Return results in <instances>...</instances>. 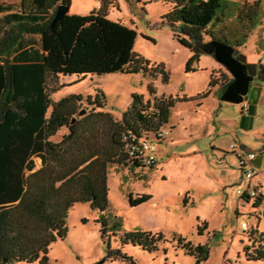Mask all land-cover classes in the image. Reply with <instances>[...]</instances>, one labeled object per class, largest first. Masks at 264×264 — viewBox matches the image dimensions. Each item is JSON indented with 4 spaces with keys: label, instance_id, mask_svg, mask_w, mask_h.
Here are the masks:
<instances>
[{
    "label": "trees",
    "instance_id": "1",
    "mask_svg": "<svg viewBox=\"0 0 264 264\" xmlns=\"http://www.w3.org/2000/svg\"><path fill=\"white\" fill-rule=\"evenodd\" d=\"M95 1L100 6L89 14L67 13L53 26L57 6H70L71 0L0 4V264H48L49 247L66 238V219L74 205L86 203L100 213L108 208L109 166L128 162L137 166L123 152L122 135H154L168 124L177 102L197 100L200 107L217 84L211 76L207 89L191 98L161 96L145 101L142 95L133 94L119 120L104 111L106 97L99 89L94 98L70 94L54 101L51 94L58 88L49 87L48 81L61 76L84 80L93 75L141 72L151 77L160 75L164 83L168 82L169 74L162 63H151L133 52L135 28L108 19V8L115 6L116 0ZM159 1L169 9L156 27L167 26L173 39L190 53L195 44L202 43L204 34L211 41L233 46L235 57L247 64L257 83L264 84V65L247 63L235 50L247 38L246 32L255 20L261 19L264 6L259 0H244L233 21L226 17L227 0ZM228 25L240 30V40L226 36L230 31L235 33ZM211 27H217L220 36ZM28 37H38L40 55L24 50ZM199 56L192 54L186 72L194 70ZM27 58L39 61L18 62ZM232 80L221 83L222 92ZM149 91L153 93L152 88ZM81 111L84 114L80 115ZM63 128L67 132L54 141ZM35 158L41 161L38 169ZM150 199L146 194L136 198L130 195L129 204L133 207ZM261 199L262 195L253 201L254 208ZM100 222L105 232V219L100 218ZM172 239L196 264L207 260V244L193 245L175 233ZM248 239L250 243L242 248L244 259L264 264L262 234L251 229ZM165 241L160 232L126 231L119 238L120 247L111 248L107 243L103 261L138 264L133 255L122 250L124 246L152 255Z\"/></svg>",
    "mask_w": 264,
    "mask_h": 264
},
{
    "label": "rangeland",
    "instance_id": "2",
    "mask_svg": "<svg viewBox=\"0 0 264 264\" xmlns=\"http://www.w3.org/2000/svg\"><path fill=\"white\" fill-rule=\"evenodd\" d=\"M243 1L227 0L229 21L236 19ZM259 1L264 6V0ZM96 7L95 0H71L68 14L87 15ZM168 9V5L159 0H116V5L110 6L107 12L109 20L135 28L133 52L151 63H162L169 74L167 83L160 75L151 77L141 72L93 75L84 80L74 75L61 76L48 81L49 87L58 88L51 94L54 101L70 94L94 98L99 89L106 97L104 111L114 118L121 117L133 94L142 95L145 101L161 96L191 98L207 89L211 76L217 83L200 107L196 105L197 100H190L177 102L171 109L169 123L174 124L175 129L167 124L163 129H168L170 135L162 141H154L160 160L153 168L133 166L129 162L109 166L108 208L100 213L91 210L86 203L74 205L66 219V238L49 247L48 264H125L103 261L107 243L111 248H118L120 236L136 229L160 232L166 240L159 243V251L152 255L124 246L122 250L131 253L138 264H196L172 239L174 233L193 245L207 244L208 258L199 264H262L242 258V246L248 235L241 226L242 222L250 221L243 202L248 199L238 198L237 190L245 189V182L236 155L230 149L233 144L249 152L241 143L249 148L256 145L249 118L239 114L240 107L246 106L245 101L234 105L220 100L221 83L231 76L210 55H200L199 62L193 65L194 70L186 72V63L193 53L173 39L167 26H155ZM261 15L264 18L263 10ZM257 22L258 19L249 33L246 32L242 50L250 61L264 63V22L260 29L254 30ZM228 26H232L235 33L232 35L230 31L226 36L240 40V30ZM210 30L220 36L217 27ZM209 41L210 37L204 34L202 43ZM256 83L255 80L251 83L247 100L258 97ZM256 118L257 123L264 125V103L258 105ZM66 132L63 128L53 140H59ZM194 150L199 153L187 155ZM34 162L38 169L40 159L35 158ZM143 194L150 195L151 199L130 206V195L136 198ZM239 211L243 216H238ZM100 218L106 221L105 232Z\"/></svg>",
    "mask_w": 264,
    "mask_h": 264
},
{
    "label": "crops",
    "instance_id": "3",
    "mask_svg": "<svg viewBox=\"0 0 264 264\" xmlns=\"http://www.w3.org/2000/svg\"><path fill=\"white\" fill-rule=\"evenodd\" d=\"M1 3H4L5 5L17 4L18 0H0V4ZM69 14H71V13H69ZM72 15H77V14L73 13ZM263 22H264V18H263V16H261V19L257 22L258 24H255L256 27L254 30L260 29L263 25ZM242 48H243V43L241 44V46L235 47V50L237 52H239L240 54L245 56L247 63L254 64V65H256V64L264 65V63L259 62V61L258 62L250 61L248 59L247 55L245 54V52L242 50ZM24 50L35 51V52H29V53H34V55H40L41 49L39 47L38 37H28L27 38V45L25 46ZM17 55L19 56L21 54L18 53ZM38 61H39L38 58L18 59V62H21V63H33V62H38ZM256 87L259 88L258 97L256 99H250V100H247V97H245L246 98L245 105H246V107L249 108V111H247V113L245 114L243 112V107L242 108L240 107L239 114L243 118H249V120H250V122H249L250 131L255 133L254 141H255L256 145H253V148H249L242 143H241V146L243 148L249 150V152L255 154V158L250 162V165L254 170V176L251 179V185L256 186L260 190V193L262 195V199H261V202L259 203L258 207H256V208L253 207V201L248 200L247 202H243V205L245 207H247V209H248V212H246V215L248 216V219L250 221H249V223L242 222V224L245 223L249 228H252L253 230H256L259 234H262V236L264 238V218H263L264 210L262 209L264 207L263 206V202H264V125L257 123V118H256L258 105L264 103V84L263 83H261V84L256 83ZM215 89L211 90L210 94ZM115 119L119 120L120 118H115ZM168 125L170 127H172L173 130L175 129L174 124H172V123L170 124L169 120H168ZM159 152L160 151L158 150V153ZM197 153H199V151L194 150L192 152H189L187 155H189V156L190 155H196ZM159 155H160V153H159ZM239 170H240V168H239ZM240 178H241V175L239 176V180H240ZM238 198H240L239 195H238ZM241 215H242V212L239 211L238 216H241ZM238 216H236V217H238ZM245 239H246L245 240L246 243H243V246L250 243L248 238H245ZM241 245H242V243H241ZM243 246H242V248H243ZM133 249H135V251L138 250V248H133ZM127 253H129V252L127 251ZM129 254H131V253H129ZM242 258H243V254H242Z\"/></svg>",
    "mask_w": 264,
    "mask_h": 264
},
{
    "label": "built area",
    "instance_id": "4",
    "mask_svg": "<svg viewBox=\"0 0 264 264\" xmlns=\"http://www.w3.org/2000/svg\"><path fill=\"white\" fill-rule=\"evenodd\" d=\"M97 8L100 3L96 2ZM243 112L247 113V107H243ZM170 135L168 129L164 130L163 127L158 130L154 135L145 138L137 137L131 133H126L122 135L123 152L128 156L132 164H136L138 167L142 168H152L160 160L157 146L154 141H162L164 138ZM230 149L236 155L238 160V166L243 175V180L245 182V189L237 190L240 198L248 200H256L261 196L260 190L256 186L251 185V179L254 176V170L250 165V162L255 158V154L251 152H246L243 149H238L235 145H230ZM242 231L249 232L252 228H249L245 223L242 224Z\"/></svg>",
    "mask_w": 264,
    "mask_h": 264
},
{
    "label": "water",
    "instance_id": "5",
    "mask_svg": "<svg viewBox=\"0 0 264 264\" xmlns=\"http://www.w3.org/2000/svg\"><path fill=\"white\" fill-rule=\"evenodd\" d=\"M69 8L70 6L68 5H58L51 26L60 21L69 12ZM192 53L212 56L232 77V82L220 96L222 102L239 105L245 101L254 77L249 73L247 64L235 57L233 46L212 40L207 43L195 44L192 48ZM79 114H84V111Z\"/></svg>",
    "mask_w": 264,
    "mask_h": 264
}]
</instances>
